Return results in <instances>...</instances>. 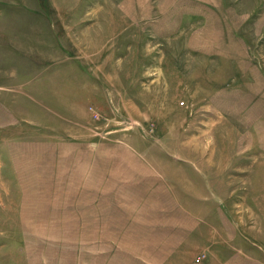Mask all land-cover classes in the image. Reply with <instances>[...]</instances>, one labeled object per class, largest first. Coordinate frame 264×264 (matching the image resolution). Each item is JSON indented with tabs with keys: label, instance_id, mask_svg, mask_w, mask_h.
Instances as JSON below:
<instances>
[{
	"label": "rangeland",
	"instance_id": "rangeland-1",
	"mask_svg": "<svg viewBox=\"0 0 264 264\" xmlns=\"http://www.w3.org/2000/svg\"><path fill=\"white\" fill-rule=\"evenodd\" d=\"M0 264H264V0H0Z\"/></svg>",
	"mask_w": 264,
	"mask_h": 264
}]
</instances>
